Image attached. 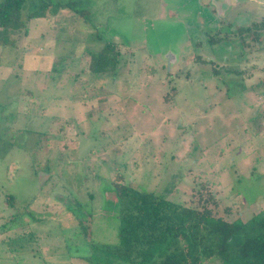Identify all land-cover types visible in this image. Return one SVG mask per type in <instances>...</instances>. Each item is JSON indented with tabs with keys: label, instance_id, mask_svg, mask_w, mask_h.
<instances>
[{
	"label": "rangeland",
	"instance_id": "rangeland-1",
	"mask_svg": "<svg viewBox=\"0 0 264 264\" xmlns=\"http://www.w3.org/2000/svg\"><path fill=\"white\" fill-rule=\"evenodd\" d=\"M51 1L70 3L0 44V264H88L89 241L116 240V174L229 222L262 215L264 32L205 46L209 0ZM227 13L250 26L264 0ZM104 42L117 64L99 74Z\"/></svg>",
	"mask_w": 264,
	"mask_h": 264
},
{
	"label": "trees",
	"instance_id": "trees-1",
	"mask_svg": "<svg viewBox=\"0 0 264 264\" xmlns=\"http://www.w3.org/2000/svg\"><path fill=\"white\" fill-rule=\"evenodd\" d=\"M25 1L0 0L1 45H13V36L26 32V21L43 17L51 4L70 3L38 0L23 18ZM241 31L251 32L252 40L258 42L264 16ZM112 48L104 42L93 59V72L105 73L115 67L117 59L109 54ZM111 191L116 240L89 241L88 253L81 256L88 264H264V213L244 223L229 222L205 206L183 205L159 192L140 191L118 174L111 181Z\"/></svg>",
	"mask_w": 264,
	"mask_h": 264
},
{
	"label": "flooded vegetation",
	"instance_id": "flooded-vegetation-1",
	"mask_svg": "<svg viewBox=\"0 0 264 264\" xmlns=\"http://www.w3.org/2000/svg\"><path fill=\"white\" fill-rule=\"evenodd\" d=\"M209 2H210V5H209L210 7H208V4H204V3L199 4L200 9H201V13H202L201 14V21H199V23L201 22L200 24L202 25V27L205 28V30H203V32H202V35L205 38V44H206L205 46L208 45L211 47L214 44H217V43L222 44L225 41L226 42L228 41V43L231 44L232 40H235L236 37L244 34V32L241 31L243 26H241V25L238 26V24H237L239 22L244 21V18L240 17L241 15H237L233 19L231 18L232 21H229V20L226 21V19H225V18H227L225 16H226V14H228L227 11L230 9V5L232 3V0H209ZM196 22H198V20ZM196 22H193L189 25L187 24L186 27L191 28V27L196 25L195 24ZM222 26H226V28L231 26V30L230 29L228 30L229 33L221 31L220 28H222ZM209 41H212V42L210 43ZM241 43H242V41H241ZM228 48H231V47L228 46ZM240 56L241 55L239 54V57Z\"/></svg>",
	"mask_w": 264,
	"mask_h": 264
},
{
	"label": "water",
	"instance_id": "water-1",
	"mask_svg": "<svg viewBox=\"0 0 264 264\" xmlns=\"http://www.w3.org/2000/svg\"><path fill=\"white\" fill-rule=\"evenodd\" d=\"M240 17H241V18H244V20H245V16H244V15H241ZM243 23H244V21H243V22H240V23L238 24V26L242 25Z\"/></svg>",
	"mask_w": 264,
	"mask_h": 264
},
{
	"label": "crops",
	"instance_id": "crops-1",
	"mask_svg": "<svg viewBox=\"0 0 264 264\" xmlns=\"http://www.w3.org/2000/svg\"><path fill=\"white\" fill-rule=\"evenodd\" d=\"M245 16V20H244V23L241 25V26H246V20H247V16L246 15H244ZM263 17V16H262Z\"/></svg>",
	"mask_w": 264,
	"mask_h": 264
}]
</instances>
